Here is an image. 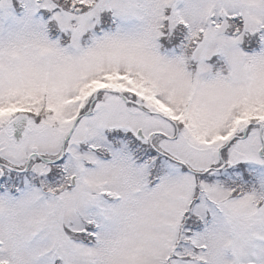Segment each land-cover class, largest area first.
I'll return each mask as SVG.
<instances>
[{
    "label": "rangeland",
    "instance_id": "rangeland-1",
    "mask_svg": "<svg viewBox=\"0 0 264 264\" xmlns=\"http://www.w3.org/2000/svg\"><path fill=\"white\" fill-rule=\"evenodd\" d=\"M0 264H264V0H0Z\"/></svg>",
    "mask_w": 264,
    "mask_h": 264
},
{
    "label": "flooded vegetation",
    "instance_id": "flooded-vegetation-1",
    "mask_svg": "<svg viewBox=\"0 0 264 264\" xmlns=\"http://www.w3.org/2000/svg\"><path fill=\"white\" fill-rule=\"evenodd\" d=\"M174 38V40H179V36L178 37H173ZM256 41V40H255ZM178 43V42H177ZM255 43H257V42H255ZM224 63H219V64H214V67L216 68V66H218V65H223ZM108 93V92H107ZM143 108V107H142ZM141 108V109H142ZM144 109V108H143ZM25 128H26V126H25ZM141 139H145V136H143V134H141ZM156 149V148H155ZM153 151V150H152ZM156 151L158 152V153H162L163 155L162 156H168L165 152L163 153V151H158L157 149H156ZM149 152V151H148ZM155 152L153 151V153L152 154H149V156H153V154H154ZM37 158H39L40 159V153H37L36 155H35ZM169 157V156H168ZM171 159L172 160H174V162H178L177 161V158H175V157H171ZM224 164H225V162H224ZM188 167H189V165H187ZM212 170V169H211ZM213 171V170H212ZM223 200L225 201V197L223 198ZM83 236V235H82ZM84 237V236H83Z\"/></svg>",
    "mask_w": 264,
    "mask_h": 264
},
{
    "label": "water",
    "instance_id": "water-1",
    "mask_svg": "<svg viewBox=\"0 0 264 264\" xmlns=\"http://www.w3.org/2000/svg\"><path fill=\"white\" fill-rule=\"evenodd\" d=\"M25 123H26L25 118H18V119L13 121L14 126L17 128L16 135H20L22 133V131L24 130V124Z\"/></svg>",
    "mask_w": 264,
    "mask_h": 264
}]
</instances>
